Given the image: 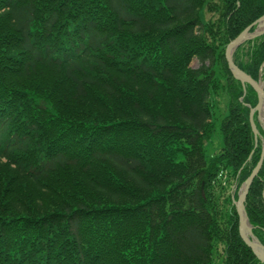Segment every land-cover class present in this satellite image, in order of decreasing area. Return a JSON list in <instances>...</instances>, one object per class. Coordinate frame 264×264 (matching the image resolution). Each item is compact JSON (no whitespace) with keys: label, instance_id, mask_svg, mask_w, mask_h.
<instances>
[{"label":"trees","instance_id":"16d2710c","mask_svg":"<svg viewBox=\"0 0 264 264\" xmlns=\"http://www.w3.org/2000/svg\"><path fill=\"white\" fill-rule=\"evenodd\" d=\"M263 13L264 0H0V264H264L231 198L260 158L257 96L224 56ZM233 58L263 78L264 34ZM263 188L264 160L245 201L262 244Z\"/></svg>","mask_w":264,"mask_h":264},{"label":"water","instance_id":"95a60500","mask_svg":"<svg viewBox=\"0 0 264 264\" xmlns=\"http://www.w3.org/2000/svg\"><path fill=\"white\" fill-rule=\"evenodd\" d=\"M264 34V13L256 18L248 27L239 32L235 37H233L226 45L224 56L228 66V70L234 77V79L238 80L242 84L243 95L246 92L245 86L249 85L256 92L257 103L255 106L251 107L249 104L245 103V106L249 108V123L254 135L255 146L257 145L258 139L260 138L261 142V154L260 158L252 169L249 176L242 182L240 187L237 190V198L235 199L232 196V204L235 207L236 214L238 217V227L239 234L245 245L251 249L255 257L262 263H264V244L260 242V240L253 233V226L249 221L246 209H245V201L247 197V193L250 189V186L253 182V179L257 176L263 160H264V118L262 115V107L264 106V76L262 79L255 80L245 71L240 69L236 63L234 62L233 53L235 50L241 46L244 42L254 39L258 36ZM239 100L243 101V96L239 98ZM256 114V119L259 125L262 128L263 135H261L260 131L257 128L254 115ZM253 152V151H252ZM250 153L248 159H250ZM262 198L264 201V188L262 192Z\"/></svg>","mask_w":264,"mask_h":264},{"label":"rangeland","instance_id":"374dc122","mask_svg":"<svg viewBox=\"0 0 264 264\" xmlns=\"http://www.w3.org/2000/svg\"><path fill=\"white\" fill-rule=\"evenodd\" d=\"M201 15H202V17H203L205 20H209V19H211V20H215V19L217 18V13L207 11L206 9L201 13ZM226 45H227V44H226ZM226 45H225V48H226ZM224 51H225V49H224ZM199 65H200L199 61H198L196 58H194V59L192 60V62H191V67H193V68H197V67H199ZM260 79H262V76H261ZM223 100H224V101H223ZM223 100H222V98L219 97V96L216 97L217 106H218V108H219V110H220L221 112H222L223 109H224V102H225V98H224V96H223ZM215 108H216V107H215ZM261 135H263V134H261ZM220 145H221L220 135H219V132H216V133L214 134V137H213L209 142H205L204 147H205V154H206V157L209 158V157L215 155L216 153H218L219 150H220ZM230 192L232 193L233 190L231 191L230 188L227 189L226 193L228 194V193H230ZM232 196H233V194H232ZM232 196H231V197H232Z\"/></svg>","mask_w":264,"mask_h":264},{"label":"bare ground","instance_id":"6f19581e","mask_svg":"<svg viewBox=\"0 0 264 264\" xmlns=\"http://www.w3.org/2000/svg\"><path fill=\"white\" fill-rule=\"evenodd\" d=\"M262 115H263V118H264V106L262 107Z\"/></svg>","mask_w":264,"mask_h":264}]
</instances>
